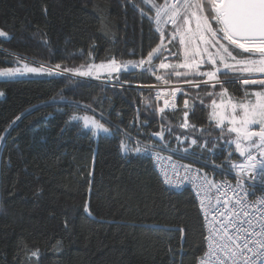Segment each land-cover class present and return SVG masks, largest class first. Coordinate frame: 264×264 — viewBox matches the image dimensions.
Returning a JSON list of instances; mask_svg holds the SVG:
<instances>
[{"label":"trees","instance_id":"1","mask_svg":"<svg viewBox=\"0 0 264 264\" xmlns=\"http://www.w3.org/2000/svg\"><path fill=\"white\" fill-rule=\"evenodd\" d=\"M0 29L10 37H0V69L25 62L77 68L113 57L121 62L139 61L161 42L154 25L147 19L141 23L139 13L130 5L125 7L122 0H0ZM93 42L94 55L89 57ZM18 57L23 60L18 62ZM175 59L171 58L172 62ZM119 75L128 81L123 86L155 83L141 71ZM65 77L0 81V91L5 93L0 97V135L6 136L0 143V208L4 209L0 212V264H28L30 252L36 249L41 254L39 264H181V227L187 230L183 264H196L205 246L192 194L164 191L149 158L129 162L119 151L125 129L145 142L149 137L157 139L151 136L161 130L152 92L103 87L74 77L69 82ZM171 83L184 84L175 77ZM185 89L196 104L190 123L218 134L208 108L200 103L202 99L209 105L211 97L199 89ZM184 98L181 92L179 109L167 113L174 131L180 134L185 132L179 127L184 121ZM149 100L152 123L137 132L132 123L138 115H145ZM76 104L81 109L89 107L81 111ZM72 115L100 120L113 135H78L79 129L61 134ZM17 116L20 119L13 125ZM171 143L175 147V136ZM192 149L196 155L190 157L203 160L198 158L200 149L196 145ZM214 161L222 162V157ZM86 202L94 222L84 212ZM154 227L177 230L165 233ZM31 262L36 264V257H31Z\"/></svg>","mask_w":264,"mask_h":264},{"label":"snow or ice","instance_id":"2","mask_svg":"<svg viewBox=\"0 0 264 264\" xmlns=\"http://www.w3.org/2000/svg\"><path fill=\"white\" fill-rule=\"evenodd\" d=\"M122 2L125 7L130 5L139 13L141 23L147 19L150 26L154 25L153 31L160 34V44L152 48L146 58L142 56L139 61L121 62L113 57L107 63H88L87 70H84L83 64L79 68H70L62 67L60 63L53 67L43 63L30 66L25 62L23 67L0 69V78L17 81L28 74L54 78L70 73L65 79L72 82V77L101 79L100 72L106 71L108 75L104 77L103 87L115 81L111 86L122 88L128 81L120 75L114 77L113 73L140 68L155 74L159 69H165L166 75H155L157 81L171 83L170 77L175 76L178 83L188 84L190 88L199 89L211 97L209 120L219 130L218 134L214 131L205 132L190 123L196 111L195 101H191L192 94L186 89L174 88L164 95L163 107L157 104L154 109V113L160 117L161 130L153 132L151 136L157 139L149 137L145 142L133 137L129 129L122 130L119 143L121 158L129 162L133 158L149 157L153 161H160L165 159L161 153L167 152L166 159L170 167L162 170V184L166 186L164 191L182 193L189 184L192 185L199 201V214L203 216L201 236L205 247L202 248L203 255L198 257V264H264V0ZM0 37L10 38L2 29ZM44 44H48L46 39ZM94 51L95 42L89 49V57L94 55ZM173 57L176 58L175 62L171 60ZM17 60L19 62L23 58L18 57ZM157 60L160 62L154 66ZM145 64L147 67H144ZM237 84L239 88H236ZM252 85L259 86L258 90H251L248 86ZM177 92H183L185 97L184 121L179 125L185 129L183 134L174 131L171 117L166 112V109L175 112ZM4 95L0 91V97ZM196 95L199 97V93ZM155 99H161L160 92H157ZM200 103L209 106L202 99ZM74 107L82 111L89 106L81 109L76 104ZM150 107L149 100L145 105V115L142 118L138 115L133 121L132 127L137 132L152 123L149 120V116L153 115V112L148 111ZM33 110L36 109L30 111ZM19 119L20 116H17L13 125ZM72 129H79L78 135L90 132L98 138L100 133L113 135L109 127L91 116H70L60 132L63 134ZM188 129L194 131L189 133ZM196 132L200 135L196 136ZM172 136H175V147L171 143ZM207 136H213L214 139L209 141ZM5 139V135H0V143ZM192 145L200 149L198 158L206 163L220 157L222 163L214 164L211 173L200 168L193 172L190 164L179 163L182 158L196 155ZM233 146L238 157L233 152ZM173 153L177 154L176 162H173ZM217 175L222 177L220 183L215 180ZM233 179L234 185L229 182ZM89 185L91 191L92 181H89ZM39 191L36 195H39ZM0 212H4V209L0 208ZM84 212L95 221L87 202ZM153 230L168 233L177 229L154 227ZM186 231L184 227L179 228L181 264ZM24 250L28 252L26 248ZM169 251L172 252L171 249ZM40 255L39 249L32 250L28 264H32L31 257H36V264H39Z\"/></svg>","mask_w":264,"mask_h":264},{"label":"built area","instance_id":"3","mask_svg":"<svg viewBox=\"0 0 264 264\" xmlns=\"http://www.w3.org/2000/svg\"><path fill=\"white\" fill-rule=\"evenodd\" d=\"M170 27V26H168ZM105 83V82H104ZM100 84H103V82H101ZM109 85H112L111 83H108ZM104 85V84H103ZM152 87H148V86H139V87H134L136 88V90H145V91H151L152 92V96H153V100H154V107L157 106V104H159V106L163 107L164 105V95L171 91L172 89L174 88H181V89H185V88H189L190 86L188 84H177V83H165L164 81H156L154 84L151 85ZM123 87H126V86H123ZM157 92H160L161 94V99L159 101H157L155 99L156 95H157ZM180 93L181 92H177V107L175 109L178 110L179 109V106H178V100H179V97H180ZM181 109L183 111H185L184 109V103L181 105ZM166 112L167 113H174L172 110L170 109H166ZM157 116V119H159V116ZM182 118L184 119V115L182 116ZM135 142V141H134ZM161 155L163 157H165V159L163 160H160V161H153L150 157L149 159L151 160V163L152 165L154 166V171L156 172V175L158 176L159 178V181L161 182L162 184V170L165 168V167H170V162L167 161L166 157L168 155L167 152H164V153H161ZM182 155V154H181ZM177 160V154L173 153V162H176ZM179 163L180 164H190L191 165V168H192V171L195 172V170L197 168H200L202 169L204 172H209L211 173L214 169V164H220L222 162H215V161H208L207 163L205 162V160H195L193 158H191L190 156L186 157V158H182L179 160ZM157 165H159V167H157ZM216 171H219L218 169H216ZM232 175L234 176L235 173L233 172ZM215 180L217 183H220L222 181V177L220 176H215ZM230 183H232L234 185V179L233 180H230L229 181ZM163 185V184H162ZM163 187H166L165 185H163ZM188 192H190L192 194V197H194L195 199V203H196V208H198V213H200V209H199V201L197 200L196 196H195V192L192 190V185L189 184L187 186V190ZM176 193V192H175ZM200 216V219L203 221V216L202 214H199ZM203 254V253H202ZM196 264H198V260L196 262Z\"/></svg>","mask_w":264,"mask_h":264},{"label":"rangeland","instance_id":"4","mask_svg":"<svg viewBox=\"0 0 264 264\" xmlns=\"http://www.w3.org/2000/svg\"><path fill=\"white\" fill-rule=\"evenodd\" d=\"M165 43H167V42H165ZM171 46V45H170ZM245 55H247V54H245ZM103 63H107V62H103ZM24 64V63H23ZM23 64H21V65H19V66H16V67H23ZM94 64H100V63H94ZM156 65V64H155ZM154 65V66H155ZM156 66H158V64L156 65ZM144 67H147V64H145V66ZM13 68H15V67H13ZM77 68H79V67H77ZM84 70H87V65H85V69ZM133 71H141V72H145V74H148V76H150V77H152L153 79H154V81L156 82L157 80L155 79V75H166L165 74V72L167 71V70H165V69H159L155 74H153V73H151V72H146V71H143L142 69H140V68H137V69H135V70H133ZM183 71V70H182ZM162 72V73H161ZM164 72V73H163ZM121 73H126V72H124V71H122ZM121 73H119V74H121ZM69 74V73H68ZM94 74H95V70H94ZM119 74H117V73H113L112 75L115 77V76H117V75H119ZM108 75V73L106 72V71H101L100 72V76H101V79H93L91 76H88V77H79V78H81V79H88L89 81H94V82H96V83H101V82H103V84H104V77H106ZM30 78V77H35L34 75H32V74H28L27 76H25V77H22V78H20V79H24V78ZM172 77H175V76H171L170 77V80L172 79ZM176 78V77H175ZM1 80H7V79H3V78H0V81ZM161 81H163V80H161ZM160 81V82H161ZM108 86H111V85H109L108 84ZM139 86H141V85H138V86H135V85H127L126 86V88L128 87V88H132V89H136V88H134V87H139ZM208 108V115H209V112L211 111V107H210V104H209V106L207 107ZM83 116H87V115H83ZM83 116H80V117H83ZM81 122V124L83 125V120H81L80 121ZM106 127H108V126H106ZM254 128H258V126H253ZM214 128H215V126H214ZM110 129V128H109ZM217 131H219L218 129H216ZM111 132V131H110ZM99 136H105V134H103V133H100L99 134ZM97 138V137H96ZM234 147V146H233Z\"/></svg>","mask_w":264,"mask_h":264},{"label":"water","instance_id":"5","mask_svg":"<svg viewBox=\"0 0 264 264\" xmlns=\"http://www.w3.org/2000/svg\"><path fill=\"white\" fill-rule=\"evenodd\" d=\"M36 64V63H35ZM36 65H38V64H36ZM64 75H66V76H70L71 74L69 73H65ZM74 78H77V79H81V78H79V77H74ZM84 80H86V79H84ZM88 80V79H87ZM85 109V108H84ZM102 121H104L103 119H102ZM105 123H108L109 124V122H107V121H104ZM110 125V124H109ZM112 126V125H111ZM113 127V126H112ZM235 155L238 157V153H235Z\"/></svg>","mask_w":264,"mask_h":264}]
</instances>
